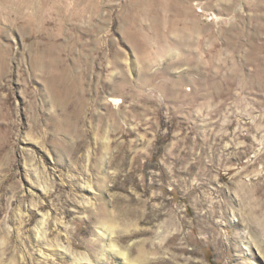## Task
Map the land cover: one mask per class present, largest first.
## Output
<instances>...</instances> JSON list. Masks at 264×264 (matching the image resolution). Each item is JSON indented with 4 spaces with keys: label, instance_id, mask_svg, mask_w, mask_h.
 <instances>
[{
    "label": "rangeland",
    "instance_id": "1",
    "mask_svg": "<svg viewBox=\"0 0 264 264\" xmlns=\"http://www.w3.org/2000/svg\"><path fill=\"white\" fill-rule=\"evenodd\" d=\"M133 262L264 264V0H0V264Z\"/></svg>",
    "mask_w": 264,
    "mask_h": 264
},
{
    "label": "bare ground",
    "instance_id": "2",
    "mask_svg": "<svg viewBox=\"0 0 264 264\" xmlns=\"http://www.w3.org/2000/svg\"><path fill=\"white\" fill-rule=\"evenodd\" d=\"M110 245V250H112L113 248V245L112 244H109ZM121 255L124 256V253L121 252ZM134 263V262H133ZM135 264V263H134Z\"/></svg>",
    "mask_w": 264,
    "mask_h": 264
}]
</instances>
